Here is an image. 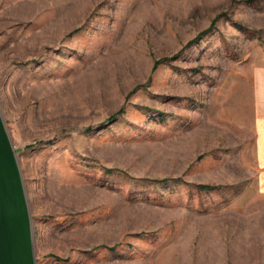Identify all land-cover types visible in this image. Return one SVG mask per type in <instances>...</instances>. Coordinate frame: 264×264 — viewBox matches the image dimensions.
Listing matches in <instances>:
<instances>
[{"label":"rangeland","instance_id":"rangeland-1","mask_svg":"<svg viewBox=\"0 0 264 264\" xmlns=\"http://www.w3.org/2000/svg\"><path fill=\"white\" fill-rule=\"evenodd\" d=\"M263 65L264 0H0L36 264H264Z\"/></svg>","mask_w":264,"mask_h":264},{"label":"water","instance_id":"water-1","mask_svg":"<svg viewBox=\"0 0 264 264\" xmlns=\"http://www.w3.org/2000/svg\"><path fill=\"white\" fill-rule=\"evenodd\" d=\"M0 264H36L30 214L15 150L0 115Z\"/></svg>","mask_w":264,"mask_h":264},{"label":"crops","instance_id":"crops-1","mask_svg":"<svg viewBox=\"0 0 264 264\" xmlns=\"http://www.w3.org/2000/svg\"><path fill=\"white\" fill-rule=\"evenodd\" d=\"M252 109L256 153L264 155V65L252 71Z\"/></svg>","mask_w":264,"mask_h":264},{"label":"trees","instance_id":"trees-1","mask_svg":"<svg viewBox=\"0 0 264 264\" xmlns=\"http://www.w3.org/2000/svg\"><path fill=\"white\" fill-rule=\"evenodd\" d=\"M204 32H206V31H204ZM203 32V33H204ZM202 34V33H201ZM159 63V60H157V61H155L154 62V65H153V69H155L156 68V66H157V64ZM123 110L122 109H120L116 114H113V115H111L108 119L109 120H113L114 118H115V116L117 115V114H119V113H121ZM109 171H111V169H108ZM199 187L200 188H202V189H210V188H213L211 185H207V184H201V185H199Z\"/></svg>","mask_w":264,"mask_h":264}]
</instances>
